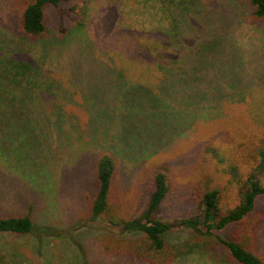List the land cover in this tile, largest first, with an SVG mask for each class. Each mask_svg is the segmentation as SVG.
I'll use <instances>...</instances> for the list:
<instances>
[{"label":"rangeland","instance_id":"1","mask_svg":"<svg viewBox=\"0 0 264 264\" xmlns=\"http://www.w3.org/2000/svg\"><path fill=\"white\" fill-rule=\"evenodd\" d=\"M83 1L48 7V34L29 42L18 37L21 0H0L5 55L36 61L39 79L50 85L33 113L45 120L31 140L23 142L16 127L0 131V216L24 215L33 222L28 234L0 232V255L11 264H148L130 252L137 232L112 225L107 215L90 218L100 153L118 161L113 199L122 216L144 210L154 188L153 170L167 168L172 191L161 207L166 217L176 218L196 210L203 188H224L223 204L234 206L238 200L227 185L229 176L205 149H228L264 134V22L248 0L165 1L171 15L180 1L191 6L186 52L169 47L181 63L196 57L187 48L209 36L206 24L221 36L222 50L193 80L191 66H173L169 55L161 61L168 66H158L168 36L161 3L88 0L80 14ZM73 4L79 7L72 10ZM183 67L188 82L179 83L168 99L171 73L177 76ZM232 77L240 79L235 86ZM48 118H56V125H47ZM254 212L261 218L255 245L264 258V195ZM233 230H214L205 238L190 230L172 234L175 243L203 239L209 251L170 264L224 263L228 253L218 238L231 239Z\"/></svg>","mask_w":264,"mask_h":264},{"label":"trees","instance_id":"2","mask_svg":"<svg viewBox=\"0 0 264 264\" xmlns=\"http://www.w3.org/2000/svg\"><path fill=\"white\" fill-rule=\"evenodd\" d=\"M76 1L78 0H21L20 34L17 36L29 42L43 40L48 34L47 8H57ZM155 1L162 4L166 15L161 17L164 19L162 26L165 28L164 32L168 34L165 42L167 47L163 53H158L159 68L163 69L165 64L161 61L169 55L173 61L167 59L173 62V66L174 64L191 66L188 75L191 74L192 80L198 78L199 73L208 69L214 62L216 51L222 50L221 36L216 35L218 32L213 27L210 28L211 25L206 24L210 31L209 36L197 42L193 48H187V50H193L196 57L193 58L192 63L190 59L181 63L182 57L176 59L175 56L178 55L174 52L177 49H183L181 55L186 52L183 38H186L185 34L190 30L186 24L190 21V3L185 5L183 1H180L181 8L178 9V13L171 15L168 5L165 4L166 0ZM239 1L243 2V0ZM248 1L254 7L255 17L264 22V0ZM82 3L84 4L80 7L73 4L72 10L79 7V13L83 14L88 0ZM179 23L183 26L181 29L178 26ZM76 24L79 29L84 27L83 21H77ZM218 36H220L219 42ZM169 47H172L174 52H171ZM5 53V46L0 44V131H4L5 125L12 130L16 127L17 136L26 143L28 139L31 140L30 135L33 130L39 127L37 125L45 120V118L43 121L38 120L33 113L41 100H45V91L50 85L44 84V80L39 79V69L33 67L40 66L36 61L17 59ZM182 70L177 76L173 71L171 73L172 80H168V99L172 98L171 95H176L175 88L179 86V83L188 82V79L183 76L187 67H183ZM195 73L196 75L193 76ZM173 79L176 80L173 81ZM231 81L235 86L240 79L232 77ZM47 120V125H56V118ZM4 135L6 136V133ZM7 136H11V133ZM205 151L216 159L221 171L229 176L227 185L235 190L236 200H238L234 206L223 204L222 200L227 195L224 188L205 190L203 188V194L198 199L193 213L176 218L166 217L161 205L172 191V180L169 169L155 168L151 174L154 188L144 210L136 217H124L120 214V207L115 206L113 199L118 161L114 154L101 152L94 167L96 189L94 196L89 199L90 218L96 220L107 215L106 219L112 225L119 226L129 233L137 232L138 236L130 243V252L148 264H170L196 251H209L208 244L203 239L197 242H173L172 234L174 233L190 230L199 238H205L213 234L214 230L228 227L234 228L232 238H218L228 253L221 258L224 260L222 264H264V258L257 252L255 245L256 228L261 218L254 212L259 198L264 195V134L247 136L236 141L228 149L208 146ZM32 228L33 222L29 216H0V232L22 235L28 234ZM0 264H11V261L0 255Z\"/></svg>","mask_w":264,"mask_h":264}]
</instances>
